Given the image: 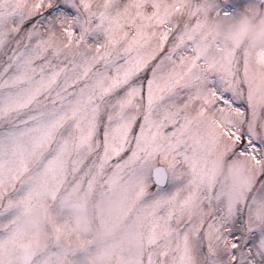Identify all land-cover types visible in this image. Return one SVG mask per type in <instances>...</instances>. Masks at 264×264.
I'll return each mask as SVG.
<instances>
[{
	"label": "snow or ice",
	"instance_id": "snow-or-ice-1",
	"mask_svg": "<svg viewBox=\"0 0 264 264\" xmlns=\"http://www.w3.org/2000/svg\"><path fill=\"white\" fill-rule=\"evenodd\" d=\"M226 7L0 0V264H264V47L219 46Z\"/></svg>",
	"mask_w": 264,
	"mask_h": 264
},
{
	"label": "clouds",
	"instance_id": "clouds-1",
	"mask_svg": "<svg viewBox=\"0 0 264 264\" xmlns=\"http://www.w3.org/2000/svg\"><path fill=\"white\" fill-rule=\"evenodd\" d=\"M220 35V47L229 48L237 45H243L246 48L254 49L264 47V9H258L254 4L246 6L239 16H230L221 18L214 26ZM223 174V173H222ZM230 179H236L233 175ZM75 198V193L72 194ZM68 206H62L61 211ZM100 208L102 205L97 204ZM119 207L114 204L113 209ZM61 213L45 212L34 214L25 218V223L29 226H35L38 231L35 237L29 241L30 246H39L45 239L53 234V229L59 223ZM91 231L90 217L85 214H78L73 218L71 232ZM114 235V234H113ZM99 240L107 238L104 232L97 233ZM137 243L139 238L137 237ZM108 257L103 254L101 248L97 253L88 256L89 264H104Z\"/></svg>",
	"mask_w": 264,
	"mask_h": 264
},
{
	"label": "rangeland",
	"instance_id": "rangeland-1",
	"mask_svg": "<svg viewBox=\"0 0 264 264\" xmlns=\"http://www.w3.org/2000/svg\"><path fill=\"white\" fill-rule=\"evenodd\" d=\"M264 2L263 0H223L227 7L224 10L230 11L232 16H239L246 6Z\"/></svg>",
	"mask_w": 264,
	"mask_h": 264
},
{
	"label": "water",
	"instance_id": "water-1",
	"mask_svg": "<svg viewBox=\"0 0 264 264\" xmlns=\"http://www.w3.org/2000/svg\"><path fill=\"white\" fill-rule=\"evenodd\" d=\"M264 1V0H263Z\"/></svg>",
	"mask_w": 264,
	"mask_h": 264
}]
</instances>
